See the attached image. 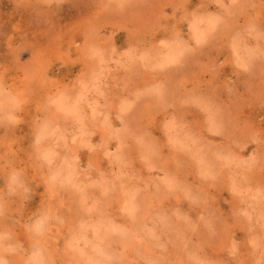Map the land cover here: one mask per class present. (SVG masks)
<instances>
[{
  "label": "rangeland",
  "instance_id": "obj_1",
  "mask_svg": "<svg viewBox=\"0 0 264 264\" xmlns=\"http://www.w3.org/2000/svg\"><path fill=\"white\" fill-rule=\"evenodd\" d=\"M0 258L264 264V0H0Z\"/></svg>",
  "mask_w": 264,
  "mask_h": 264
},
{
  "label": "clouds",
  "instance_id": "obj_2",
  "mask_svg": "<svg viewBox=\"0 0 264 264\" xmlns=\"http://www.w3.org/2000/svg\"><path fill=\"white\" fill-rule=\"evenodd\" d=\"M33 255H34V257H36V256H39V253L37 252V253H34ZM0 264H8V262H7V260L0 258Z\"/></svg>",
  "mask_w": 264,
  "mask_h": 264
}]
</instances>
